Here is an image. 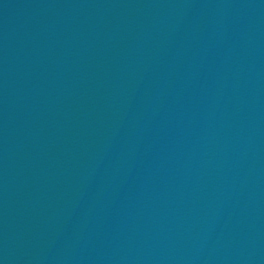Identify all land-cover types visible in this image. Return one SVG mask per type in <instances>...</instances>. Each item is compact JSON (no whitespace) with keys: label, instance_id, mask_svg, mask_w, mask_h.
<instances>
[{"label":"water","instance_id":"obj_1","mask_svg":"<svg viewBox=\"0 0 264 264\" xmlns=\"http://www.w3.org/2000/svg\"><path fill=\"white\" fill-rule=\"evenodd\" d=\"M0 264H264V0H159L3 134Z\"/></svg>","mask_w":264,"mask_h":264}]
</instances>
